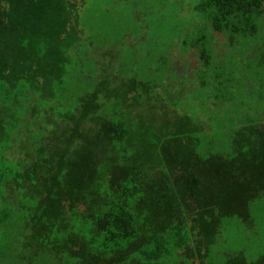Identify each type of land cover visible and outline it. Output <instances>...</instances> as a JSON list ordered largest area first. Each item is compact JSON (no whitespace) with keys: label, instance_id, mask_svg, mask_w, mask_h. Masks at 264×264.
Here are the masks:
<instances>
[{"label":"trees","instance_id":"1","mask_svg":"<svg viewBox=\"0 0 264 264\" xmlns=\"http://www.w3.org/2000/svg\"><path fill=\"white\" fill-rule=\"evenodd\" d=\"M95 4L0 0V264H264L231 243L264 231V0L160 51Z\"/></svg>","mask_w":264,"mask_h":264},{"label":"rangeland","instance_id":"2","mask_svg":"<svg viewBox=\"0 0 264 264\" xmlns=\"http://www.w3.org/2000/svg\"><path fill=\"white\" fill-rule=\"evenodd\" d=\"M92 1V0H91ZM99 10L95 11L92 16L87 13V18L91 21L94 16L100 23L97 26V32L102 35V45H118L122 37L129 33L133 35L135 41L129 44L133 47H147L148 49L161 50L162 45H167L168 34L174 33V29L183 30L187 25L191 14L197 13L194 5L200 0H95ZM90 5V2L87 5ZM91 10V9H90ZM167 15V17H164ZM168 16L171 18L168 20ZM186 18V19H185ZM176 19V20H175ZM87 20V19H86ZM174 20L176 22H174ZM159 23H161L159 25ZM148 26L147 28H145ZM146 34V35H144ZM148 35V36H147ZM147 37L145 40L139 38ZM224 39V36H222ZM222 40V39H221ZM94 40L92 39L91 42ZM127 46V44H126ZM121 46H118L117 49ZM128 51H133L132 47H126ZM189 63L196 65V59L190 57ZM180 60V58H178ZM180 64L182 62L180 61ZM118 70V69H117ZM264 215V206L261 210ZM260 212V211H258ZM260 225H264V217ZM235 246L243 247L249 255L257 253L264 249V231L257 232L246 229V231H237L235 228L232 232V241ZM6 248V239L2 243ZM229 244V242H228ZM1 245V242H0Z\"/></svg>","mask_w":264,"mask_h":264}]
</instances>
